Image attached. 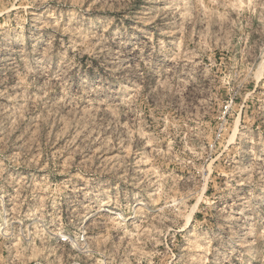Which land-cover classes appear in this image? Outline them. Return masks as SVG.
<instances>
[{
  "label": "rangeland",
  "instance_id": "1",
  "mask_svg": "<svg viewBox=\"0 0 264 264\" xmlns=\"http://www.w3.org/2000/svg\"><path fill=\"white\" fill-rule=\"evenodd\" d=\"M0 264H264V0H0Z\"/></svg>",
  "mask_w": 264,
  "mask_h": 264
}]
</instances>
